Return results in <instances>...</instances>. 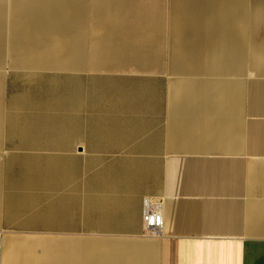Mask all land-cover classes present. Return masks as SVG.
I'll list each match as a JSON object with an SVG mask.
<instances>
[{
    "label": "crops",
    "instance_id": "0c3cea01",
    "mask_svg": "<svg viewBox=\"0 0 264 264\" xmlns=\"http://www.w3.org/2000/svg\"><path fill=\"white\" fill-rule=\"evenodd\" d=\"M37 6L60 11L64 28L58 38L68 55L84 53L85 61L71 56L54 66L47 44L56 34L23 47L25 7ZM88 7H111L113 17L128 13L145 23L149 59L143 70L150 73L144 74L143 133L136 139L128 128L119 132L130 137L127 142L102 149L113 152L112 165L146 168L136 196L138 219L112 228L123 234L118 241L46 235L39 253L19 236L1 238L4 223L19 221L17 211L0 207V264H118L120 259L126 264H264V0H0V114L8 65L81 71L108 62L109 69H119L129 45L116 29L111 39L92 36L95 50L83 46V30L91 31L82 26ZM106 45L117 49L101 48ZM33 52L47 65H27ZM70 134L79 135L76 144L82 145L87 130ZM8 142V130L0 125L2 187L7 162L1 152L15 149ZM39 143L16 148L42 149ZM145 196L162 201L159 237L142 235ZM27 222L34 225L32 215ZM55 246H67L69 253L55 255Z\"/></svg>",
    "mask_w": 264,
    "mask_h": 264
},
{
    "label": "rangeland",
    "instance_id": "374dc122",
    "mask_svg": "<svg viewBox=\"0 0 264 264\" xmlns=\"http://www.w3.org/2000/svg\"><path fill=\"white\" fill-rule=\"evenodd\" d=\"M104 9L106 10L102 7H88L89 14L83 17L87 18V25L82 21V26L86 29L88 27L91 31L86 34L83 30L82 42L83 46L87 47V51L95 50L92 47L94 43L92 36L102 37L103 40L106 37L111 39L113 29H116L119 35L127 39L129 45V53H123L121 56L119 69H109L108 62L104 68L81 71L71 69L20 70L12 69L9 65L5 69L7 75L3 85L0 125L8 130L9 147H15V149L1 152V157L4 153L6 157L14 155L11 161L12 169L7 175L9 181L14 180V184H18L22 189L28 182H32L36 188L38 181H47L48 186L52 185L54 188L58 184L56 182L69 181L66 194L55 190L53 196L49 194V198L43 197L42 194L39 198L35 188L31 195H24L22 194L24 192H20L21 200L15 209L19 223L10 224L11 226L4 223L1 238L19 236V238L26 239L27 244H35L39 253L42 252L43 245L47 243L46 235L54 237L53 239H60L64 235L118 241L123 234L114 232L112 228L122 223L136 222L138 219L139 207L135 203H137L136 199L148 175L145 173L146 168L138 165L135 168H129L126 165H112L114 163L111 160L113 152L102 151V149H110L112 143L118 141L127 142L130 137L127 134H119V132H127L128 128L135 130L136 139H139L143 133L145 123L143 99L146 89L144 74L145 72L150 73L143 70L149 59L144 47L145 23L142 16L140 19H134L130 17L131 14L127 13L124 16L113 17L111 7H107V11H103ZM6 11L10 12L11 8H7ZM101 21L105 23L102 25L104 27L95 25ZM55 34L57 38L60 34L63 36L62 31L51 32L50 35ZM57 38L48 39V44L45 42L49 47L50 61L54 66L64 64L71 56L73 61H85L86 54L84 53L75 54L73 50V55H68L64 49L63 38ZM37 45L42 46L44 42L41 41ZM101 48L117 49L109 45ZM121 48L124 47L121 46ZM97 49L99 50V47ZM75 76H81V81L79 79L76 81ZM79 127L82 131L85 128L87 130V134L81 136L82 145L76 144L79 135L70 134L69 136V131H79ZM84 138L87 149L83 142ZM62 139L65 141L61 142ZM37 140L40 142V148H48L46 151L50 154L49 156V154H43L42 151L35 152V156H39V163L35 156H30L27 152H15L20 150L16 147L32 146V142ZM72 141H75L74 145H71ZM55 146L69 149L58 159L59 161L53 157L56 153L53 149ZM102 159L104 166L101 165ZM73 160L76 163H72ZM31 161L33 164L30 163ZM119 162L122 163V161ZM54 165L55 167L57 165V173L53 170ZM48 169L49 173H46ZM146 200L150 201L149 211L160 214L158 230H151L147 227ZM143 202L141 209L144 231L142 235L159 237L163 233L164 224L162 201L145 196ZM31 215L34 224L32 228L27 222ZM44 222L60 225H49L53 228L47 229L45 227L48 224ZM117 263L126 264L122 259Z\"/></svg>",
    "mask_w": 264,
    "mask_h": 264
},
{
    "label": "bare ground",
    "instance_id": "6f19581e",
    "mask_svg": "<svg viewBox=\"0 0 264 264\" xmlns=\"http://www.w3.org/2000/svg\"><path fill=\"white\" fill-rule=\"evenodd\" d=\"M60 11L56 10V8L54 9V7H25V14H26V21L27 23L23 22L24 24V27H23V34H22V39H21V43L23 45V47L28 48L29 47V44H32L33 46L35 45L36 43V39L39 38V37H47L52 31H55V32H61L63 31V28H64V22H63V19L61 18L62 15L59 13ZM27 31H31V33H27ZM57 35V34H56ZM58 39V38H57ZM46 41V40H45ZM26 51V50H25ZM26 64L27 65H30V66H33V65H47V62L44 60V57L40 56V55H37L36 52H33V57H31V59L29 61H26ZM89 85V84H88ZM87 87V85H86ZM98 88V87H97ZM65 91V90H64ZM98 91V89H97ZM97 93V92H96ZM111 93V92H110ZM101 94V93H100ZM91 95V93H90ZM110 95V94H109ZM89 96V95H88ZM103 96V95H101ZM106 96V95H105ZM91 98V97H90ZM27 102V101H26ZM25 102V103H26ZM91 102V101H90ZM100 103V102H99ZM72 105V104H70ZM38 106V105H37ZM55 106V105H54ZM57 106V105H56ZM75 107V106H74ZM25 108V107H24ZM30 108V107H28ZM34 108V106H33ZM61 108V106H60ZM72 108V107H71ZM38 109V108H36ZM40 109V108H39ZM32 110V109H31ZM68 111V110H67ZM86 111V110H85ZM44 112V111H43ZM50 112V111H49ZM80 112V111H79ZM89 112V110H88ZM29 113V112H28ZM51 113V112H50ZM37 114V113H36ZM87 115V114H86ZM108 115V114H107ZM60 116V115H58ZM26 117V116H25ZM89 118H91L89 116ZM43 119V118H42ZM53 120V119H52ZM62 122V121H61ZM66 122V121H65ZM53 124V123H52ZM38 125V124H37ZM39 128V126H38ZM37 129V128H36ZM58 135V134H57ZM55 135V136H57ZM60 136V135H59ZM70 136V135H69ZM52 137V136H51ZM101 137V136H100ZM56 139V138H55ZM85 139V138H84ZM86 140V139H85ZM58 141V139H57ZM60 141V140H59ZM65 139L61 142H64ZM52 142V141H51ZM68 142V141H67ZM57 143V142H56ZM60 144V143H59ZM66 144V143H65ZM63 145V144H62ZM72 145V144H71ZM73 147V146H72ZM53 149L55 150L56 153H54L53 157L59 161L58 159H60L62 156H63V153L65 151H68L69 149L66 148V147H58V146H55V148L53 147ZM46 150H48V148H42V149H38V150H35V149H22V150H16L15 152L19 153L18 151L20 152H27L30 156H35V152H40L42 151L43 154H49ZM50 150V149H49ZM52 151V150H51ZM8 152V151H7ZM5 154V153H4ZM68 154V153H67ZM73 155V153H70V155ZM69 155V154H68ZM24 156V155H23ZM50 156V154H49ZM13 157L14 155L10 156V157H6V162H7V167H6V171H5V175H4V178H5V181L3 182V187L0 189L1 192H3V203L0 204V207H4L6 209H9V210H14L16 211L15 209L18 207V203L20 202L21 200V195H19V193L21 192H24L22 194H29L31 195L32 192H33V189L35 188L34 184L31 182H26L27 185L22 189V187H20L18 184H14V180H11L9 181L8 179V174L10 172V170L12 169V165H11V161L13 160ZM30 158V157H29ZM36 160H37V163H39V156H35ZM69 159H72V158H69ZM27 160V159H26ZM30 161V159H29ZM27 163V162H26ZM31 164H33V162L31 161L30 162ZM35 163V162H34ZM72 163H76V161H72ZM71 163V164H72ZM78 163V162H77ZM30 165V164H29ZM37 165V164H36ZM25 167V166H24ZM31 167V166H30ZM55 167V165H54ZM29 168V167H28ZM55 171V173H57V165L55 167V169H53ZM29 171V170H28ZM31 171V170H30ZM49 169L47 170L46 173H49L48 172ZM34 172V171H33ZM31 174V173H29ZM28 174V175H29ZM39 174V172H38ZM24 176V175H23ZM22 177V176H21ZM27 177V175H26ZM25 177V178H26ZM36 177V176H35ZM34 177V178H35ZM19 178V177H18ZM37 179V177L35 178ZM22 180H23V177H22ZM27 180V179H26ZM33 180V179H31ZM21 182V180H20ZM37 182V181H36ZM48 182L47 181H38L36 183V191L41 193L42 196H45L47 195V197L49 196V194L53 196V193L55 190L57 191H60L64 194L67 193L68 191V188H69V181H61V182H56L58 184H56L55 186L56 187H52L51 186H48L47 184ZM54 183V182H52ZM55 184V183H54ZM21 185V184H20ZM48 186V187H47ZM50 187V188H49ZM35 192V191H34ZM41 196V195H40ZM39 196V197H40ZM51 199V198H50ZM50 201V200H49ZM36 202V201H35ZM28 207H30V205H28ZM58 208V207H57ZM62 208V207H61ZM57 210H60V209H57ZM51 217V216H50ZM51 219V218H50ZM58 219V218H57ZM44 223H48V222H44ZM48 225H60V224H57V223H48ZM63 226V225H62ZM57 229V228H56ZM63 248H68L67 246H55L54 249H53V253L55 255H60V254H65V253H69L68 251H64ZM73 250V249H72Z\"/></svg>",
    "mask_w": 264,
    "mask_h": 264
},
{
    "label": "built area",
    "instance_id": "2783aa9c",
    "mask_svg": "<svg viewBox=\"0 0 264 264\" xmlns=\"http://www.w3.org/2000/svg\"><path fill=\"white\" fill-rule=\"evenodd\" d=\"M149 200H146L145 210L148 211L146 214V220H147V227L151 230H158L160 226V214L158 212H151L149 211Z\"/></svg>",
    "mask_w": 264,
    "mask_h": 264
}]
</instances>
